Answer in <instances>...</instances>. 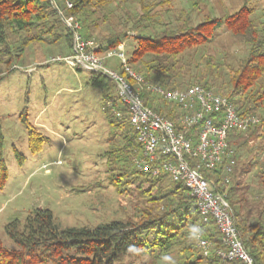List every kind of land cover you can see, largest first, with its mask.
Instances as JSON below:
<instances>
[{"label":"trees","instance_id":"16d2710c","mask_svg":"<svg viewBox=\"0 0 264 264\" xmlns=\"http://www.w3.org/2000/svg\"><path fill=\"white\" fill-rule=\"evenodd\" d=\"M68 3L71 4L69 7ZM107 3L108 0H0V53L10 56L14 49L13 55L20 56L32 42L53 44L64 39L69 45V54L72 32L62 16H72L80 25V34L91 39L87 33L91 22L96 21L91 20L90 15L97 10L100 12ZM141 7L135 24L152 18L147 7L143 4ZM253 13L254 9L245 3L221 17H207L190 26L166 25L154 34L137 35L136 45L127 57L128 63L149 82L168 88H184L192 84L212 87L229 98L239 114L264 117V17ZM142 25L144 28L148 26L147 23ZM221 27L239 36L247 46L236 66L212 58L201 69L196 60L184 56L191 49H194L192 55L197 54L201 47L205 48V55L209 42ZM125 36V32H115L106 37L104 45H98L102 51L115 48ZM107 80L104 75L92 73L91 84L96 87ZM146 97L147 104L164 116L175 118V107L166 101ZM118 108L125 112L123 107ZM110 115L109 122L116 124L117 135L122 138L117 152L119 156L130 154L131 160L137 143L127 115L120 119ZM22 121L29 130L31 150L40 149L45 138L39 136L25 115ZM250 139L264 140V128L257 125L245 133H229L228 146L234 151L236 165L226 186V198L247 251L255 264H264V193L262 201L252 207L250 215L244 210L246 206L239 203L244 199L234 197L239 189L237 175L242 171L237 168L239 151ZM255 164H258V173L264 184L261 169L264 160L255 161ZM122 168L121 176L126 173L140 178L138 191L145 204L141 214L133 219L111 220L92 227H61L49 209L36 208L24 220L15 219L6 224L5 233L15 247L0 244V264H118L124 256L140 258L145 255L151 257L147 264H158L157 260H165L173 252L180 255V264H228L214 251L204 256L197 248L195 234L199 214L185 187L166 174L152 178L136 171L133 166L129 169L125 163ZM222 175V166L205 172V176L212 177L216 184ZM5 176V166L0 160V183ZM203 233L215 247L220 246L218 232L211 222L204 226Z\"/></svg>","mask_w":264,"mask_h":264},{"label":"rangeland","instance_id":"374dc122","mask_svg":"<svg viewBox=\"0 0 264 264\" xmlns=\"http://www.w3.org/2000/svg\"><path fill=\"white\" fill-rule=\"evenodd\" d=\"M245 3L254 9V16L264 17V0H108L100 12L90 15L96 22H91L87 34L96 45H104L112 33L125 32L122 42L128 57L137 35L154 34L166 25L190 26L207 17H221ZM142 4L152 18L135 24ZM142 23L148 26L144 28ZM82 31L85 33L84 28ZM63 40L32 42L20 56L13 55L14 49L10 56L0 53V160L6 170L0 183V244L9 248L15 243L5 233L6 224L24 220L36 208L49 209L61 227H92L133 219L145 205L138 191L140 178L126 173L121 176L124 163L129 169L133 166L130 154L119 156V129L109 122L110 112L102 109L106 100L119 104L115 89L109 80L100 87L92 85L93 72L76 69L65 61H51L67 55L70 48ZM70 43L72 51V38ZM193 51L184 56L192 57L204 69L212 58L236 66L247 46L221 27L205 55L203 47L195 55ZM106 62L114 67L119 64L116 57ZM24 115L45 138L36 151L29 146ZM239 155L237 168L242 171L237 175L239 189L234 197L244 199L239 203L250 215L264 193L255 164L264 160V140H248ZM150 258L124 256L118 264H147ZM181 261L174 252L157 260L158 264Z\"/></svg>","mask_w":264,"mask_h":264},{"label":"built area","instance_id":"2783aa9c","mask_svg":"<svg viewBox=\"0 0 264 264\" xmlns=\"http://www.w3.org/2000/svg\"><path fill=\"white\" fill-rule=\"evenodd\" d=\"M62 18L72 32V51L51 61H65L76 69L99 73L112 83L119 104L106 100L102 109L118 119L127 115L137 143L131 154L134 169L152 178L166 174L185 187L199 214L195 240L202 255L214 251L228 264H255L226 198V186L236 165L228 140L232 131L245 133L257 125L264 128V117L239 114L230 99L212 87L192 84L168 88L149 82L129 65L123 42L100 51L92 39L80 34V25L72 16ZM110 57H116L119 64L108 65L106 60ZM146 95L175 107V118H168L147 104ZM218 166L223 167V175L216 184L205 172ZM209 222L218 232L220 246L215 247L203 233Z\"/></svg>","mask_w":264,"mask_h":264},{"label":"crops","instance_id":"0c3cea01","mask_svg":"<svg viewBox=\"0 0 264 264\" xmlns=\"http://www.w3.org/2000/svg\"><path fill=\"white\" fill-rule=\"evenodd\" d=\"M251 140V139H250Z\"/></svg>","mask_w":264,"mask_h":264}]
</instances>
